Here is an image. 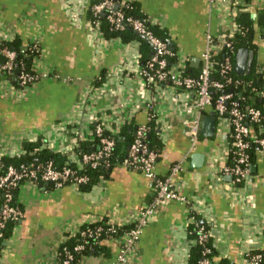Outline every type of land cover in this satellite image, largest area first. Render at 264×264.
<instances>
[{"label":"crops","instance_id":"1","mask_svg":"<svg viewBox=\"0 0 264 264\" xmlns=\"http://www.w3.org/2000/svg\"><path fill=\"white\" fill-rule=\"evenodd\" d=\"M130 1L153 25L166 31L176 64L185 63L189 70L201 67L206 32L225 33L233 16L242 12L232 0L229 7L221 0ZM90 2L0 0V41L19 38L27 44L38 40L34 67L49 73L21 88L3 81L0 70V158L14 157L11 154L22 148L24 139L39 137L42 147L61 152L62 131L73 123L92 130L99 122L118 134L127 128L130 137L138 125L148 122L153 109L161 144L157 174L168 176L181 163L183 169L173 174L172 181L189 203H161L134 250L119 264H188L195 244L188 230L194 223L191 211L210 226L217 259L248 264V252L264 254V151H257L248 180L235 183L224 172L227 134L215 131L213 137H206L200 133L193 146L189 121L199 114L193 92L165 82L145 84L139 74L141 42L101 34L87 18ZM248 3L254 15L264 7V0ZM253 42L259 47L254 61L264 64V42L259 34ZM149 49L152 52L150 44ZM193 58L199 59L198 66L192 64ZM89 92L91 102L87 103ZM211 111H204L201 124ZM153 195L154 182L121 163L90 191L24 182L17 196L23 217L0 249V264H56L66 233L102 219L130 224ZM122 240L104 238V248L84 256L78 264H115Z\"/></svg>","mask_w":264,"mask_h":264},{"label":"built area","instance_id":"2","mask_svg":"<svg viewBox=\"0 0 264 264\" xmlns=\"http://www.w3.org/2000/svg\"><path fill=\"white\" fill-rule=\"evenodd\" d=\"M230 1L221 0L222 4L228 7L235 2L237 8L242 12L249 11V3L246 0H232L233 3H230ZM127 7H130L128 0H97L92 6V11L95 17L99 13L103 14L113 28L117 30H122L125 25H129L134 31L146 37L152 46V52L139 71L145 84L150 85L154 81H159L193 92L195 96V107L199 112L197 118L189 121V136L193 146L197 143L200 136L201 118L204 111L206 109H212L215 112L217 134L224 133L228 136L227 159L233 154V163L227 164L224 172L231 175L235 183L247 181L251 174V161L248 151L251 141L259 145V151H264L263 114L257 107L247 106L242 108L239 106L237 92L233 89H227L232 84H245V82L236 80L232 75L234 69L232 61V54L234 52L233 44L236 35L240 31V25L235 20L236 16H233L231 25L225 33L216 36L211 31L206 32V44L201 53L202 64L199 73L196 75H187L184 73L185 63L169 65V58L175 52L168 46L167 42L158 37L151 29V19L147 16L139 17L126 14L125 8ZM90 21L102 34L99 19L94 18ZM261 40L264 42V37ZM31 46L38 50V40L32 41ZM25 50L26 47H23L20 49V52L24 53ZM220 52L224 53L223 59L219 61L215 58V55ZM0 54L3 56L0 62V70L4 72L3 81L5 82H12L11 78L14 77L18 81L16 86L22 88L49 76L48 72H41L36 68L34 72L24 70L23 65L22 70H17L15 65L17 52L8 46L0 48ZM263 66V63H257V71H260ZM214 71H216L217 75H215ZM90 92L87 97V103L91 102ZM256 94L260 98L264 97V92H256ZM148 105L151 110L153 108L151 103ZM88 106L91 107V105ZM152 110L149 120L155 117ZM248 121L259 124L257 134H253L252 125ZM149 129L148 122L136 127L134 139L120 163L128 168L142 172L147 178L151 179L154 182V195L151 202H148L139 210L132 221L134 223L132 228L123 234L114 235L112 233L111 235H107L109 238L115 240L123 239L121 250L116 258L115 264L126 260L128 254L134 250L143 233L144 227L153 218L161 203L170 200L189 203L188 198L178 191L172 181L173 174L183 169L181 163H176L168 176H158L156 171L158 152L151 148L146 140ZM62 132L65 141L60 151L66 155V161L63 165L56 167L52 161H48L46 163H31L27 166L22 165L20 170H17L13 165H9L7 171L0 175V189L4 191V200L0 204V249L5 244L4 241L9 238L3 237V228L6 223L8 221H19L23 217V210L12 203L13 194L11 192V188L15 187L21 178H25V182L32 184H37L38 181H42L54 183L57 187L69 185L79 190L81 184L89 180V176L86 174L79 175L77 173L78 169L73 168L70 162L76 163L79 160L89 166L98 167L105 158L111 155L116 146L115 138L111 135L104 134L103 123L97 122L92 130L91 127H80L73 123L70 126H65ZM95 139L98 140V149L88 150L79 157L75 152L79 141H93ZM23 152V148H18L11 155L18 156ZM190 220L195 222L193 216L190 217ZM107 223L109 224L107 233L115 232L118 227L126 225L121 222L109 220ZM98 230H101V227ZM197 231L199 234L195 242L201 243L205 248V252H209L210 249L206 244L213 239L210 228L205 230L203 227H199ZM82 233L88 234L90 237L94 235L91 229H87ZM82 248L83 245H77L75 247L76 250ZM261 257V253H252L250 251L247 254V262L248 264H259ZM71 260L72 255L66 252V257L56 264H71ZM207 263L208 260L204 259L200 264Z\"/></svg>","mask_w":264,"mask_h":264},{"label":"trees","instance_id":"3","mask_svg":"<svg viewBox=\"0 0 264 264\" xmlns=\"http://www.w3.org/2000/svg\"><path fill=\"white\" fill-rule=\"evenodd\" d=\"M249 2L250 0H246ZM97 0H91L89 9L87 10V18L89 20H93L94 18H98L100 21V30L103 33L105 37H121L124 41H131L133 39H138L141 42V60L142 64H145V61L149 58L151 51L149 49V42L145 41V39L140 35L138 32L134 31L129 25H125L124 29L117 30L113 28V26L107 21L106 17L103 14H98L97 17L93 15L92 6L95 4ZM130 7L125 8L126 14H132L139 17H146L145 14H143L138 5L128 0ZM235 20L240 25V31L235 37L234 40V52L232 54V61L233 64H235V56L239 48L247 46L252 48L255 53L258 52L259 47L255 42H253V39L256 34H259V37H264V7L261 8L256 15L252 13L251 11H245L239 13ZM151 29L154 31V33L163 39L165 42H169L166 31L164 29H161L160 27L153 25L151 26ZM8 46L14 50H16L17 54L15 57V65L17 67V70H22L24 66V70L34 72L35 67H33V64L35 62V59L39 56V49L36 50L33 46H31V43L24 44L19 38L14 39L13 41H2L0 43V48ZM23 47H26V50L24 53L20 52V49ZM227 52V51H226ZM223 53L220 52L215 55V58L217 60L223 59ZM1 60L3 59V56L0 54ZM178 62V59L176 57V53L169 58V65H174ZM23 65V66H22ZM4 73V72H1ZM184 73L187 75H196L199 73V70H196L195 68H191L189 70V66L185 68ZM215 75H217L216 71H214ZM264 66L261 68L260 71H257V62L256 60L253 62L252 71L249 74L246 75H240L235 72L233 69L232 75L236 80H240L242 82H245V84H232L227 89H233L237 92V97L239 99V106L242 108H245L247 106H254L259 108L262 111L263 114V121L264 123V101L260 100V96L256 94V92H264ZM12 83L16 84L18 83L17 79L12 77L11 78ZM249 83V84H248ZM214 94H216L214 92ZM249 120V118H248ZM249 122V121H248ZM252 125V132L253 134L258 133L259 124L249 122ZM149 124V131L147 132L146 140L149 146L153 149H155L158 153L160 151L161 144L159 140L156 137V123L154 117L151 118L148 121ZM104 134L111 135L116 140V146L113 149L111 155L103 160L100 166L93 167L89 166L87 164L82 163L81 161L70 162L71 166L73 168H77V173L79 175H87L89 176V180L81 184L80 189L81 191H90L91 188L96 185L99 180L106 178L112 167L120 163L121 160L125 157L129 145L134 139V134L130 137H128L127 128H123L120 132L121 135H126V138L121 140L120 134L118 133H112L105 125H104ZM22 148L24 152L18 156L10 157L8 155H3L0 158V175L4 174L7 171V167L9 165H13L17 170L21 169L22 165H29L31 163H46L48 161H52L53 164L58 167L65 163L66 161V155L61 154L59 151H54L51 148L48 147H42L41 138H37L34 140L30 139H24L22 141ZM92 149H98V140L95 139L93 141L89 140H80L79 145L77 146L75 152L78 154V156H82V154L88 150ZM260 149L259 145L256 142L251 141L250 147L248 149L250 154V161L251 164L253 162H256L257 158V151ZM233 154L229 156L227 164L233 163L232 160ZM25 182V178H21L18 182V184L11 188V192L13 194V200L12 203L19 208H22V205L18 201V191L20 188V185H22ZM43 182L38 181L37 184L41 185ZM242 182H239L238 184H241ZM51 187H56L54 183H49ZM3 194L4 191L0 189V204L3 202ZM191 216L195 218V222L189 224L188 230L191 237H193L195 240L198 237L199 232L197 229L199 227H203L205 230H208L210 226L207 224L206 221H200V215L198 213H195L194 211H191ZM108 219H102L98 220L96 222L91 223H84L77 232L75 233H66L65 238L63 242L60 244L57 250V256H58V262L63 260L66 257V252L70 253L72 255L71 264H78V262L86 255H89L91 253H97L100 250H102L104 247L102 246V240L104 238H108L107 235H111L112 233L114 235L123 234L126 231H128L130 228L134 226V223L126 224L124 226L118 227L115 232L107 233L109 224L107 223ZM17 224V221H8L3 228V237H9L11 234L14 226ZM101 227V230H98V228ZM91 229L94 233L93 236H88V234H83L82 232ZM77 245H83V248L80 250H76L75 247ZM207 247L210 249L209 252H205L204 246L199 243L195 242V244L192 246L188 264H200L204 259L208 260L207 264H229L227 260L224 259H217V250L212 243V239L206 244ZM252 253H261V260L259 264H264V254L261 250H252Z\"/></svg>","mask_w":264,"mask_h":264},{"label":"water","instance_id":"4","mask_svg":"<svg viewBox=\"0 0 264 264\" xmlns=\"http://www.w3.org/2000/svg\"><path fill=\"white\" fill-rule=\"evenodd\" d=\"M142 37L145 40H147L146 37L144 36ZM168 46L171 48L172 44L168 42ZM254 59H255L254 50L250 49L247 46L239 48L235 56V64H234L235 72L240 75H246V74L251 73ZM191 62L192 64H195L196 66H198L199 59L193 58ZM215 131H216V117H215V112L211 111L209 115L203 118L202 124L200 127V133L206 137H213L215 135ZM200 158H201V155H200Z\"/></svg>","mask_w":264,"mask_h":264}]
</instances>
